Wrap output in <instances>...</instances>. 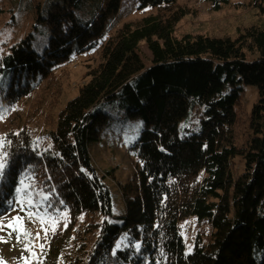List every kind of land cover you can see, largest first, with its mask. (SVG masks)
<instances>
[{
  "label": "trees",
  "instance_id": "trees-1",
  "mask_svg": "<svg viewBox=\"0 0 264 264\" xmlns=\"http://www.w3.org/2000/svg\"><path fill=\"white\" fill-rule=\"evenodd\" d=\"M77 1L56 0L37 10L49 32L41 50L32 47L29 34L0 57L5 121L72 54L101 46L100 61L88 66L87 80L57 113L44 147L37 148L28 125L2 135L0 216L18 199L23 179L49 197L50 213L65 211L68 226L96 233L91 246L82 241L72 247L64 264H264V25L253 24L236 38L177 37L184 10L165 13L177 0H137L138 9L157 12L124 23L105 41L121 0H99L89 21L76 16ZM243 85L254 86L259 97L237 144L232 127ZM115 99L126 115L141 120L133 145L140 166L120 187L119 223H84L85 215H113L105 181L111 172L95 165L89 145L111 124L104 104ZM196 108L198 121L190 128ZM192 216L210 224L211 239L204 244L196 237L186 251L179 223ZM53 244L34 264H55L61 250Z\"/></svg>",
  "mask_w": 264,
  "mask_h": 264
},
{
  "label": "rangeland",
  "instance_id": "rangeland-1",
  "mask_svg": "<svg viewBox=\"0 0 264 264\" xmlns=\"http://www.w3.org/2000/svg\"><path fill=\"white\" fill-rule=\"evenodd\" d=\"M52 1L56 0H0V57L7 53L11 45L18 43L29 34L32 47L36 51L43 48L49 34L48 27L46 23L37 21L36 14L39 8L47 7ZM99 3V0H78L74 7L76 16L81 21L91 20L95 16ZM137 5V0H121L118 12L109 17L108 28L103 38L105 41L114 36L124 23H137L143 17L157 12L156 8L140 10ZM179 9H183L185 14L175 25L174 33L177 37L184 34H203L236 38L253 24L264 25V0H177L165 13ZM139 51L145 64H150V51L145 41L140 42ZM100 52L101 46L93 47L72 54L67 63L58 65L35 91L19 101L15 113L10 117L11 120H0V140L4 133L28 125L37 148L44 147L46 145L44 134L54 125L59 110L77 94L79 87L87 80L85 73L88 66L98 64ZM241 97V106L237 108V122L232 127L237 144L242 142L248 115L259 95L254 86L243 85ZM104 106V110L112 115L113 120L110 125L101 130L99 140L91 143L89 150L95 165L104 173L111 172L105 181L112 194L113 215L112 217L98 214L85 215L81 218L84 223L96 224L106 219L111 223H119L118 217L124 212L120 187L135 177L136 170L140 166L133 145L138 138L141 120L126 115L121 110L117 99L108 103L105 101ZM199 112L198 108L193 111L190 128L197 123ZM184 121L179 124L181 129H183ZM1 159L2 153L0 152V161ZM234 161L236 167H239L238 159ZM30 191L37 192L33 187ZM6 209V214L0 216V221L5 224L17 214L22 217L26 215L24 211H20V205L17 202H12ZM61 213L66 212L59 210L52 213L59 217L54 233L50 231L45 240L43 239L44 233L41 231V239L32 240L36 259H32V253L25 251L27 240L18 243L15 233L9 237V230L0 231V238L7 240V243L0 242V261L4 264H24L25 258H28L31 264H34L48 250L50 244L54 243L53 245L61 250L56 257L55 264H64L65 255L70 252V255H73L76 250L71 249L72 247L76 248L82 241H85L84 248L91 246L96 233L89 231L81 234L82 226L74 228L68 226L67 213L65 226V218ZM179 226L186 251L192 249L196 237H199L204 244L211 239L212 227L205 220H198L192 216L180 221ZM25 227L33 236L41 229L38 222L32 223L27 219ZM40 244H44L43 251L39 247Z\"/></svg>",
  "mask_w": 264,
  "mask_h": 264
},
{
  "label": "snow or ice",
  "instance_id": "snow-or-ice-1",
  "mask_svg": "<svg viewBox=\"0 0 264 264\" xmlns=\"http://www.w3.org/2000/svg\"><path fill=\"white\" fill-rule=\"evenodd\" d=\"M3 117L0 116V119ZM3 144L0 143V148H3ZM5 169V163L0 161V177L3 176ZM32 186L30 184H26L22 179L19 181V186L16 187L15 192L18 196L17 203L20 205V211H24L26 213L25 216H20L17 214L15 217H12L6 224L3 221H0V231H8V236L11 237L13 233H15V237L18 243H22L24 240H27L28 243L25 245V251L32 253V259H36V253L33 251L34 245L32 240H40L41 239V231H43L44 236L43 239H47L48 233L55 232L56 225L59 223V217L53 215L48 211L49 208H52V204L49 201V197L42 193H36L30 191ZM37 197H39L37 199ZM61 203H63L61 201ZM54 211H59L58 209ZM65 218V226H66V213H61ZM28 220L32 223H39L41 226L40 231L35 233V236L31 232L27 230L25 227V220ZM0 242L7 243V240L0 238ZM40 249L43 251L44 244L39 245ZM120 245L117 244V248ZM137 249L139 245H136ZM0 264H4L3 261H0ZM24 264H31V261L28 258H25ZM38 264L40 262L38 261Z\"/></svg>",
  "mask_w": 264,
  "mask_h": 264
}]
</instances>
